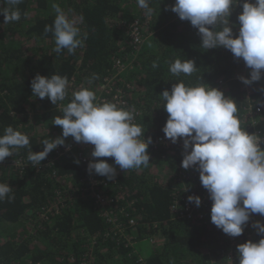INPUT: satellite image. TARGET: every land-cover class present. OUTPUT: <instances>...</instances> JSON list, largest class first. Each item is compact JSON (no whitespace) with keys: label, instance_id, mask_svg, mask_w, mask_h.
Returning <instances> with one entry per match:
<instances>
[{"label":"trees","instance_id":"obj_1","mask_svg":"<svg viewBox=\"0 0 264 264\" xmlns=\"http://www.w3.org/2000/svg\"><path fill=\"white\" fill-rule=\"evenodd\" d=\"M174 3L150 0L151 17L145 16L136 0H23L16 6L19 21L5 24L0 14V135L12 126L29 136L31 150L43 151V140L51 142L62 136V128L53 125V120L63 115L62 107L72 99L71 83L95 89L103 76L115 73V59L129 62L133 58L130 69L116 81L121 86L134 85L127 99L138 113L144 135L163 133L168 113L160 94L181 81L190 87L204 84L220 89L237 104L242 128L250 134L263 128L264 70L259 81L244 84L241 77L250 78L252 69L223 46L202 48L198 29L171 11ZM54 4L79 21L81 38L86 35L74 53L67 49L55 52L52 33L44 31L55 19ZM242 5L243 0L234 4L229 17L234 35L239 34ZM0 6L6 7L3 0ZM135 19L146 37L139 48L124 27ZM222 27L217 25L216 30ZM176 59L194 60L196 71L173 75L169 66ZM37 74L67 76L65 101L54 105L48 98L34 97L31 81ZM251 108L260 109L255 123L248 117ZM29 150L12 149V156L0 162V183L9 184V196L14 197L0 200V264H229L231 246L239 264L237 246L264 238L253 226L257 221L264 223V216L258 213L250 215L242 235L232 241L211 222L210 212L204 218H175L172 202L179 189L176 170L180 155L159 150L148 151L147 167L127 171L114 158L104 157L116 168L117 183L97 175L103 181L99 191L113 199L112 208L118 204L126 211L121 220L131 236L128 244L94 208L93 198L81 192L85 170L75 156L41 171H21L11 165L20 158L28 159ZM59 192L67 200L66 208L43 218L47 207L61 200ZM70 194L72 199H68ZM146 240L154 246L150 255L142 256L138 243Z\"/></svg>","mask_w":264,"mask_h":264},{"label":"clouds","instance_id":"obj_2","mask_svg":"<svg viewBox=\"0 0 264 264\" xmlns=\"http://www.w3.org/2000/svg\"><path fill=\"white\" fill-rule=\"evenodd\" d=\"M136 2L145 16L151 17L150 0ZM21 3L23 0H3L6 7L0 6V14L4 16L5 24L21 19L16 8ZM239 3L240 0H175L171 11L198 29L202 48L223 46L237 59L242 58L252 71L250 78L241 77V80L250 85L261 79V70H264V0H243V10L238 16L239 34L234 35L229 17L233 5ZM53 7L55 19L44 31L52 33L55 52L67 49L74 53L83 45L86 35L81 38L76 18H69L58 4ZM24 15L26 17L27 13ZM217 25H222V30H216ZM153 67L158 64L153 62ZM196 68L194 60L176 59L170 63L169 71L175 76L191 75ZM68 85L67 76L59 74H37L31 81L33 96L48 98L54 105L65 101ZM160 95L168 113L163 128L165 138L172 143L184 139L181 166L184 169L197 166L201 184L213 201L211 222L229 236L242 235L251 214L264 216L262 140L241 127L236 116L237 104L218 88L204 84L190 87L181 81ZM62 113L53 120V125L62 128V136L51 142L43 140V151L34 152L28 135L12 126L6 127L0 135V162L12 156V149L29 147L28 160L40 165L50 152L64 145L65 138L71 136L78 143L93 145L92 157L114 158L121 170L148 166L151 138L145 140L142 127L133 122V110L113 102L98 103L94 91L81 87L72 93V99L62 107ZM88 170L109 180L116 176V168L103 159L89 162ZM11 192L9 184L0 183V200L13 199L9 196ZM188 200L196 206L201 204L199 196H189ZM253 226L264 235V223L257 221ZM237 253L239 264H264V238L259 242L239 244Z\"/></svg>","mask_w":264,"mask_h":264},{"label":"built area","instance_id":"obj_3","mask_svg":"<svg viewBox=\"0 0 264 264\" xmlns=\"http://www.w3.org/2000/svg\"><path fill=\"white\" fill-rule=\"evenodd\" d=\"M139 23L140 21L138 19H135L131 20L124 26L128 33H130L131 37L134 40V43H136V46H138V48L140 47V45H143L146 38ZM133 60L125 62L121 59H115V62L113 64L115 73H113L112 75L103 76L101 78L99 86L95 89L90 90L95 92L96 102L98 103L113 102L120 107L133 110V122L140 125L138 113L134 111V109L131 107L130 101L127 99V94L134 89V85L125 84V86H121L116 81L121 73H126L130 69ZM71 89L73 91H77L80 89V87L71 83ZM256 112H260V109L254 110V108H251V111L248 112V117L252 120L253 123H255L256 120ZM254 134L262 140L261 147L264 148V127L256 129ZM149 137L151 138V143L149 145L148 151L156 152L159 150H164V153H174V151H176L180 155V160L176 170V181L179 184V189L175 192L172 202V213L174 214L175 218H204L206 213L210 212L211 214L213 201L210 199L209 192L201 184L197 166H193L189 169H184L181 166L185 153L184 139L180 138L177 143H172L170 139L165 138L164 132L156 136L144 135L145 140H147ZM141 139H143V137H141ZM93 148V145L78 143L72 137L70 140L65 141L64 145H60L56 149H54L53 152L48 155L40 165H34L28 159L23 158L11 162V165L19 168L21 171H27L29 169L41 171L47 167L54 165L56 161L69 159L71 156H75L77 161L81 163L85 170V186L82 187L81 192L93 198L94 208L98 209L102 213L106 221L116 228L115 234L123 237L128 244H131V236L128 232L125 231V226L121 220V216L126 213L124 207L115 204L112 208L111 204L113 202V199L99 191V185L102 184L103 181L99 180L97 174H95L94 171L90 173L88 170L89 162L99 159L104 160V157H92L91 153L93 151ZM190 150L191 149H189V151ZM163 157H166V154H164ZM112 181L114 183H117L118 180L115 178ZM200 187H202L201 190H199ZM189 196H199L201 198L200 206H196L194 202L190 203L188 200ZM59 197L61 198V200L55 206L50 205L49 207H47L46 212L42 214L43 218H47L49 214H61L62 209L66 208L67 205L65 202L67 200L62 196L61 192H59ZM72 198L73 196L72 194H70L68 199ZM132 202L134 203V200L130 201V203ZM133 224L134 220L131 219L130 225ZM224 236L231 241L234 239V237L229 236L225 233ZM140 260L142 261L143 259L140 258ZM228 261L229 264H237L236 253L234 252L232 246L229 249Z\"/></svg>","mask_w":264,"mask_h":264},{"label":"rangeland","instance_id":"obj_4","mask_svg":"<svg viewBox=\"0 0 264 264\" xmlns=\"http://www.w3.org/2000/svg\"><path fill=\"white\" fill-rule=\"evenodd\" d=\"M153 243L150 241H144L142 242V244L139 245L138 250L139 253L144 256V255H150L152 253V249H153ZM141 249V250H140Z\"/></svg>","mask_w":264,"mask_h":264},{"label":"crops","instance_id":"obj_5","mask_svg":"<svg viewBox=\"0 0 264 264\" xmlns=\"http://www.w3.org/2000/svg\"><path fill=\"white\" fill-rule=\"evenodd\" d=\"M146 241H147V240H146ZM142 242H144V241H142ZM142 242L138 243V245H139V244H142ZM139 248H140V247H139ZM140 250H141V249H140ZM144 256H145V255H144Z\"/></svg>","mask_w":264,"mask_h":264}]
</instances>
